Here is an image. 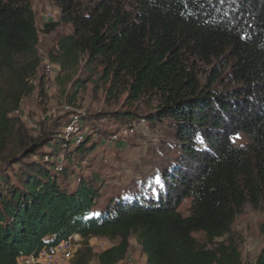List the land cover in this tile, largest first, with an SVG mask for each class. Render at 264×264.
I'll return each instance as SVG.
<instances>
[{
  "label": "trees",
  "instance_id": "trees-1",
  "mask_svg": "<svg viewBox=\"0 0 264 264\" xmlns=\"http://www.w3.org/2000/svg\"><path fill=\"white\" fill-rule=\"evenodd\" d=\"M55 4L60 20L46 23L44 32L62 24L73 32L58 40L51 63L67 74L84 64L102 72L109 94L124 90L129 103L149 97L155 106L145 114L80 116L79 128L98 133L96 124L110 120L131 130L144 117L168 124L179 155L140 188L105 202L96 176L68 183L71 163L97 146L88 137L70 153V141L60 136L71 121L35 139L14 117L36 89L40 33L32 0H0V264H19L73 234L84 242L72 264H119L132 238L147 264H242L233 225L247 206L264 212V0ZM218 60L222 67L214 66L210 83L202 84L195 62ZM84 85L79 80L74 87ZM239 135L245 144L235 145ZM61 155L68 164L59 172ZM185 200L187 217L179 211ZM92 238L117 244L95 253ZM254 264H264V249Z\"/></svg>",
  "mask_w": 264,
  "mask_h": 264
},
{
  "label": "rangeland",
  "instance_id": "rangeland-1",
  "mask_svg": "<svg viewBox=\"0 0 264 264\" xmlns=\"http://www.w3.org/2000/svg\"><path fill=\"white\" fill-rule=\"evenodd\" d=\"M83 1L90 3L94 0ZM32 6L36 16V26L40 33L38 50L42 64L37 77L33 79L36 87L34 93L23 100L20 113L14 114V117L22 118L28 135L35 139L41 137L44 132L56 128L60 121L64 123L71 121L67 127L79 129L85 135L81 141L80 136L75 133L76 130L74 132L68 131L69 128L62 130L63 134L59 136L70 141V153L80 142L86 143L87 138L91 137L92 146L97 147L87 158H83L78 163H71L66 178L68 183L77 185L81 177L96 176L99 180L96 185L101 188L102 202L116 196L115 194L119 192L140 188L145 180H149V176L151 177L166 163L169 164L171 160L178 157L179 153L175 149V132L169 128L168 124L163 128L158 124H151L144 117L134 122L131 130L125 127L119 128L118 123L110 120L96 124L97 131L100 133L93 134L90 129H80V116L92 118L99 114L121 113L127 110L145 114L155 108L152 104L153 99L148 97L139 103L131 104L127 101V94L124 90L115 95L109 94L110 82L101 80L102 72L98 74L92 68L84 67V64H81L75 72L62 73L59 65L51 63L49 55L56 51L58 40L72 34L73 28L71 25L62 24L55 32L46 34L45 24L58 22L60 10L55 0H32ZM223 63L218 60L209 66L195 62L194 70L202 84L207 85L210 83L214 66L222 67ZM49 66H53L50 71ZM225 74H228V70L223 71V77H226ZM79 80L85 81V85L77 89L74 84ZM216 87L224 91L230 89L228 85V88H225L226 84L220 83H217ZM246 142L244 135H239L234 139L235 145H242ZM64 159L61 155L55 162L65 166L68 163ZM159 175L160 173H157L158 177ZM148 185L149 183L146 182V186ZM190 202V200H185L179 208L185 217L190 213ZM263 224L264 212L254 210L250 206H247L244 212L237 217L232 228V236L236 239L234 243L239 248L242 264H254L264 249ZM196 237L201 239L202 235L197 234ZM83 242L81 238L76 244L73 249L76 253ZM115 244H117L116 241L112 242L105 238H92L89 241L95 253L110 249ZM129 255L135 258V264H147V258L142 254L135 238L131 239V248L127 258ZM74 259L75 255L71 264ZM128 262L130 260L124 264ZM19 264L22 263L19 262ZM90 264L99 263L94 259Z\"/></svg>",
  "mask_w": 264,
  "mask_h": 264
},
{
  "label": "built area",
  "instance_id": "built-area-1",
  "mask_svg": "<svg viewBox=\"0 0 264 264\" xmlns=\"http://www.w3.org/2000/svg\"><path fill=\"white\" fill-rule=\"evenodd\" d=\"M52 69L53 66L48 67L49 71ZM19 113V111L16 112V114ZM67 130L74 132L76 129L70 127ZM132 132L134 133V130H132ZM75 133L80 136L82 141L85 134L79 129H77ZM62 169L63 167L61 164L57 166V171L61 172ZM68 239L69 240L66 239L61 243L57 244V246L45 245L36 253L20 259L19 262L22 264H71L74 255L76 254L73 249L75 248L76 244L80 241L79 240L74 242L73 239L81 238L79 235H72ZM46 240H48V238ZM128 264H135L134 260L131 259Z\"/></svg>",
  "mask_w": 264,
  "mask_h": 264
},
{
  "label": "crops",
  "instance_id": "crops-1",
  "mask_svg": "<svg viewBox=\"0 0 264 264\" xmlns=\"http://www.w3.org/2000/svg\"><path fill=\"white\" fill-rule=\"evenodd\" d=\"M135 260L134 257H131V255H129V258H127L125 261L121 262L120 264H124L127 260ZM136 261V260H135Z\"/></svg>",
  "mask_w": 264,
  "mask_h": 264
},
{
  "label": "bare ground",
  "instance_id": "bare-ground-1",
  "mask_svg": "<svg viewBox=\"0 0 264 264\" xmlns=\"http://www.w3.org/2000/svg\"><path fill=\"white\" fill-rule=\"evenodd\" d=\"M67 128H69V127H66V129H67ZM73 235H79V234H73ZM71 236H72V235H71ZM79 236H80V238H82L81 235H79ZM68 238H69V237H68ZM68 238H67V240H69ZM79 240H80V239H73L74 242L79 241ZM55 246H57V245H55Z\"/></svg>",
  "mask_w": 264,
  "mask_h": 264
}]
</instances>
